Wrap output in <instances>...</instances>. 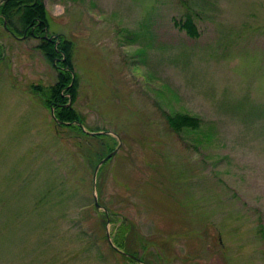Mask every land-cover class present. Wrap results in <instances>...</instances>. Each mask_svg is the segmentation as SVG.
<instances>
[{"label":"rangeland","instance_id":"obj_1","mask_svg":"<svg viewBox=\"0 0 264 264\" xmlns=\"http://www.w3.org/2000/svg\"><path fill=\"white\" fill-rule=\"evenodd\" d=\"M42 2L48 34L75 43L83 130L120 147L94 178L109 153L56 127L33 91L57 64L35 26L1 18L0 264H264V0ZM123 219L141 262L112 250Z\"/></svg>","mask_w":264,"mask_h":264},{"label":"trees","instance_id":"obj_2","mask_svg":"<svg viewBox=\"0 0 264 264\" xmlns=\"http://www.w3.org/2000/svg\"><path fill=\"white\" fill-rule=\"evenodd\" d=\"M45 12L46 11L42 0H8L5 4L0 6V14L5 16L7 23H11L12 19H16L19 23V27L21 26V28L24 30L27 29L28 33L31 27L35 26L34 33L41 35L38 38L39 44L37 47L42 51L43 55L48 61L52 62V64L55 62L58 66V74L55 83L45 88L36 87L34 89L35 91H33L42 96L44 105L49 108V111L50 108H52L55 118L61 121V124H56L55 119L51 116L56 127H66L75 132L76 135L81 134L89 139H97L98 142L102 143V146H100L99 150L100 152L98 153L100 155L110 153L114 149V145L117 143L114 137L103 133L91 135L83 130L82 126H85L84 119L80 116L79 112H77V109L72 106L79 95V77L77 74H75L72 62L73 48L75 43L72 39L65 38L63 35H57L58 43H56V37H52L51 39L45 37L46 35L51 36V34H48L47 30L48 21ZM179 20L174 19V24L181 30H184L189 37L196 38L199 35L195 22L189 13H185L184 16ZM69 100H71V102L70 105L67 106L66 104ZM165 119L168 125L171 126L172 131L176 133H179L184 128H198L201 125V121L197 116L185 114H167ZM86 129L87 131L91 132L96 131V129H91L88 127ZM100 157L101 156L98 157V160L102 158ZM110 159L111 158H109L107 161H110ZM98 178H100V170L97 173V179ZM99 186L100 183L97 181V194H101ZM97 200L101 206L104 205L101 203L98 196ZM97 215L102 222V226H105L107 220H111V216H106V213H97ZM126 220L127 219H123L121 221L118 230L119 232L117 236L114 237V244L122 251L115 250L113 247L112 250L114 252L120 253V255L125 259H131L137 262L139 259L136 257L140 259L141 257L137 256L135 250L130 248L131 251H129L127 246L123 245V240L126 233L129 235L128 244L130 246L132 245L130 242V229L133 223L131 221L126 222ZM106 236L107 235H105V237Z\"/></svg>","mask_w":264,"mask_h":264},{"label":"water","instance_id":"obj_3","mask_svg":"<svg viewBox=\"0 0 264 264\" xmlns=\"http://www.w3.org/2000/svg\"><path fill=\"white\" fill-rule=\"evenodd\" d=\"M8 0H0V6H1V4H4V3H6ZM52 37H56L57 38V36H51V38ZM50 38V39H51ZM56 43H58V38H57V41H56ZM55 63V62H54ZM56 65V64H55ZM50 113H51V116L55 119V121H56V123L57 124H61V121H59V120H57L56 118H55V116H54V111H53V109L51 108L50 109ZM87 133H89V134H91V135H94V134H99V133H103V134H111V132L110 131H97V132H89V131H86ZM119 147H120V141H119V143H118V145L116 146V148L112 151V152H110L107 156H105L98 164H97V166H96V168H95V171H94V178H96V174H97V171H98V168H99V166L105 161V160H107V159H109L111 156H113L117 151H118V149H119ZM95 185V184H94ZM94 202H95V206L97 207V208H102L99 204H98V200H97V195L95 194L94 195ZM104 210V209H103ZM106 212V211H105ZM107 236H108V238H109V240H110V236H109V234H107ZM110 244H111V246L115 249V250H118V248L112 243V241L110 240Z\"/></svg>","mask_w":264,"mask_h":264},{"label":"flooded vegetation","instance_id":"obj_4","mask_svg":"<svg viewBox=\"0 0 264 264\" xmlns=\"http://www.w3.org/2000/svg\"><path fill=\"white\" fill-rule=\"evenodd\" d=\"M5 19V16H3L2 14H0V19ZM32 36L34 37V38H39L41 35L40 34H32Z\"/></svg>","mask_w":264,"mask_h":264}]
</instances>
